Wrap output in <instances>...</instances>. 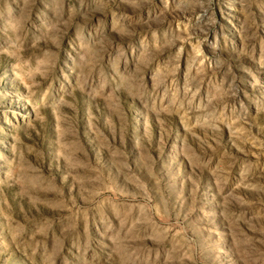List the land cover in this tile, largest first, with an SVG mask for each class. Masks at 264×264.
Instances as JSON below:
<instances>
[{"label": "rangeland", "instance_id": "rangeland-1", "mask_svg": "<svg viewBox=\"0 0 264 264\" xmlns=\"http://www.w3.org/2000/svg\"><path fill=\"white\" fill-rule=\"evenodd\" d=\"M0 264H264V0H0Z\"/></svg>", "mask_w": 264, "mask_h": 264}]
</instances>
